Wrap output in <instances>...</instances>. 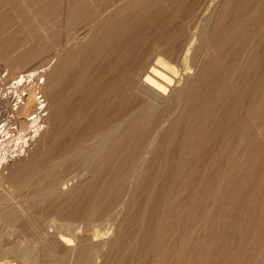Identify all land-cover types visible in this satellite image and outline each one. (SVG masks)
<instances>
[{"label":"bare ground","instance_id":"6f19581e","mask_svg":"<svg viewBox=\"0 0 264 264\" xmlns=\"http://www.w3.org/2000/svg\"><path fill=\"white\" fill-rule=\"evenodd\" d=\"M25 2L26 35L10 32L11 11L0 16V56L16 72L10 84L0 70V227L28 253L8 239L0 257L264 264V30L251 53L247 39L264 0H72L111 15L93 20L102 45L66 55L49 46L57 0ZM37 14L43 24L26 27ZM50 51V67L26 66ZM193 67L204 85L178 88Z\"/></svg>","mask_w":264,"mask_h":264},{"label":"rangeland","instance_id":"374dc122","mask_svg":"<svg viewBox=\"0 0 264 264\" xmlns=\"http://www.w3.org/2000/svg\"><path fill=\"white\" fill-rule=\"evenodd\" d=\"M2 1V3H0L1 5H0V16H3V15H5V13H7V12H9V11H11V18H12V24H11V28L12 29H10V32L11 33H13V32H15L16 30H17V28H19V30H20V32L22 31V36L23 35H26V31H27V29H24L23 27H21V26H24L23 24H24V15H23V10H24V8H25V6H27V3L25 2L24 4H23V2L25 1V0H10L9 2H8V0H6L5 2H4V0H0V2ZM48 3L50 2V3H53V2H55L56 0H46ZM67 1H69V3L67 2ZM3 2H4V5H3ZM63 2V3H62ZM68 3V4H67ZM71 3V4H70ZM98 3V2H97ZM96 3V4H97ZM23 5V6H22ZM76 5V6H75ZM19 6V7H18ZM62 8V9H59L60 7ZM68 6V7H67ZM21 7V8H20ZM67 7V8H66ZM19 8H20V10H19ZM66 8V9H65ZM32 10L31 11H34V10H36V7L34 6V8L32 7L31 8ZM57 9V10H56ZM59 9V10H58ZM67 10V11H64V10ZM69 9V10H68ZM75 9V10H74ZM83 8L81 7V5L80 4H75V3H73L72 2V0H57V5H56V7L55 8H53V10H52V12H53V18H54V20L52 21L53 22V24L51 23V26H54L55 28H56V26H58L59 28H61V30L57 27L54 31H53V34L51 35V39H50V45L49 46H51V47H54L55 49L54 50H58L59 48L61 49V47H62V52L63 51H65L63 54L64 55H66L67 54V52H68V50H69V48L71 47V45H74L76 48H79V49H81V46H83L85 43L86 44H89V43H92V45L93 44H101L102 45V43H103V35H101L100 34V29H99V27L98 26H96L95 24H93V20L95 19V18H98V17H107V16H109V15H111V12L109 11H105V12H96V11H93V12H87L85 9H83ZM74 10V11H73ZM144 11L145 10H147V8H144L143 9ZM19 11V12H18ZM56 11H58V12H56ZM64 11V13H62ZM55 12V13H54ZM66 12V13H65ZM73 12V13H72ZM14 13V14H13ZM16 13H17V15H16ZM61 13H62V17H61ZM68 13H71V14H68ZM79 13H81V14H79ZM66 16H65V15ZM125 12H121L120 14H118V15H115V19L117 18V20L119 19H121V18H124L125 17ZM19 15V16H18ZM38 15V17H36L37 19H35L34 20V18H35V16H34V18H33V20H31L32 22L30 23V24H28V25H26V27H28L29 29H31V26H33V27H35V28H37L38 26H40L41 24H43V23H41L42 22V20L44 19V17L43 16H41V14H37ZM55 15V16H54ZM60 15V17H58ZM68 15V16H67ZM123 15V16H122ZM127 15V14H126ZM74 16V17H73ZM23 17V18H22ZM60 18V19H58V18ZM68 17V18H67ZM77 17V18H76ZM22 18V19H21ZM67 18V19H66ZM71 18V19H70ZM21 20L20 22H23V23H19V24H14V22L13 21H15V20ZM65 19H66V21H65ZM70 19V20H69ZM17 20H16V22H17ZM55 20L57 21L56 23H55ZM64 21V22H63ZM70 21V22H69ZM6 22H7V19H4V20H1L0 21V27H3V26H5V25H8V24H6ZM66 22V23H65ZM73 22V23H72ZM4 23V24H3ZM65 23V24H64ZM58 24V25H57ZM257 25H260V26H257L256 28H257V30H256V32H255V30L253 31H251V32H248V35H247V39H249V42H248V44L250 45V46H248L249 47V50H248V53H251V52H249L251 49H252V47H253V44H254V42H256V40H258L259 39V37L261 36V30H264V16H263V18H262V21L260 22V21H258L257 23H256ZM15 25V26H14ZM56 25V26H55ZM67 26V27H66ZM69 26V27H68ZM82 26H84L83 28H81ZM65 27V28H64ZM64 28V29H63ZM69 28V29H68ZM24 29V30H23ZM69 31H68V30ZM78 29V30H77ZM60 30V31H59ZM66 30V31H65ZM72 30V31H71ZM80 30V31H79ZM58 31H59V33H58ZM63 31V32H62ZM79 31V32H78ZM260 31V32H259ZM61 32H62V34H61ZM69 32H71V33H69ZM255 32V33H254ZM24 33V34H23ZM76 33H78L77 35H76ZM96 34H98V36L96 35ZM223 34V33H222ZM251 34H253L252 36H250ZM257 34H260L258 37H256L257 36ZM56 35V36H55ZM79 35H80V37H79ZM232 34L231 33H229L228 32V34L227 33H225V34H223L222 36H224V37H227V38H229L230 36H231ZM76 36V37H75ZM93 36H95L96 38H94ZM100 36V37H99ZM254 36H255V38H254ZM85 37V38H84ZM59 38V39H58ZM66 38V39H65ZM80 38H81V40H80ZM66 41H65V40ZM70 39H71V41H70ZM74 39V40H73ZM76 39V40H75ZM78 39V40H77ZM84 39V40H83ZM93 39V40H92ZM252 39H253V41H252ZM65 42H64V41ZM90 40H92V41H90ZM55 41V42H54ZM70 41V42H69ZM253 43H252V42ZM72 42V43H71ZM252 44H251V43ZM67 43V44H66ZM71 43V44H70ZM62 44V45H61ZM65 44H66V47H65ZM69 44V45H68ZM85 44V45H86ZM69 47H68V46ZM81 45V46H80ZM78 46V47H77ZM65 48H67V50H65ZM55 51H53V52H51L50 51V53H48V54H46V55H40V56H37V57H35L34 59H32L31 60V62H30V64H27L26 66L27 67H34V68H38V67H41V66H44V65H47V64H49L50 63V65H49V67L53 64V62L56 60V57L58 56V54L57 53H54ZM100 54V53H99ZM55 55V56H54ZM2 56V55H1ZM0 56V70H3L4 72H6L7 74H8V79H9V81L11 82V78H13V77H15V75H16V72L13 70V68H10L9 67V65H8V62H7V64H6V61L8 60V57L7 56H2L1 57ZM42 57V58H41ZM101 57H97L96 59H100ZM7 59V60H6ZM54 59V60H53ZM102 59V58H101ZM38 63H37V62ZM97 61V60H96ZM242 61H244V59L242 60ZM239 62H240V60H239ZM246 62V61H245ZM244 62V63H245ZM35 63V64H34ZM243 63V64H244ZM29 65V66H28ZM241 66H243V65H241ZM9 67V68H8ZM239 67H240V65H239ZM195 70H196V73H194L195 72ZM12 72V73H11ZM191 72V71H190ZM198 73H200V71H197V69H195V67H193V70H192V72L191 73H188L189 75H185V76H187V77H185V76H182V83H180V85H179V87L178 88H187L188 87V89L189 88H195V89H197V88H200L201 86H203L204 85V82L203 81H205V78H203L202 80H200L199 82H195V81H193L194 80V78L197 76V74ZM193 75H194V77H193ZM231 75H234V76H232L231 77ZM231 75H230V77H231V79L230 80H232V81H230V82H232L231 83V85H232V90L234 89V87H235V89L234 90H236V85H237V83H239L240 82V79H239V76H238V74L237 73H235V74H233V72L231 73ZM184 77H185V79H184ZM234 78V79H233ZM209 79V78H208ZM207 79V80H208ZM44 80H45V77H43V78H41V80H40V85L42 86V85H44ZM186 82H185V81ZM192 80V81H191ZM192 83H190V82ZM238 81V82H237ZM185 82V83H184ZM203 82V83H202ZM237 82V83H236ZM13 82H11L10 84H12ZM236 84V85H235ZM201 85V86H200ZM181 86V87H180ZM190 86V87H189ZM233 90V91H234ZM218 92H219V90H217ZM40 96H42V100L44 101V103H43V105L42 106H44V108L41 110V116H43V118L44 119H47L49 116H47L49 113H50V109H49V107H45V105H47V101H46V98H45V96L43 95V94H40ZM224 112H223V110L222 109H217V112H216V114H217V116H220V115H222ZM46 115V116H45ZM264 128V127H263ZM264 129H261V131H263ZM20 144V143H19ZM243 146H246V145H243ZM245 151V150H244ZM243 151V152H244ZM241 154V153H240ZM239 154V155H240ZM244 154H242L241 156H240V158H241V161H243L244 159H245V156H243ZM242 157H243V159H242ZM224 180H222L221 182H219V184H217V185H215L216 187H225L226 186V184H227V181L223 184L222 182H223ZM73 183V182H72ZM245 189L246 188H244L243 189V191H245ZM12 190V189H11ZM12 192H13V190H12ZM251 192V191H250ZM250 192H249V194H250ZM184 193V194H183ZM253 192H251V194H252ZM250 194V196H251V198H252V195ZM254 194V193H253ZM185 195H187V192H185V191H181V198H183V197H185ZM241 196V195H240ZM14 207V206H13ZM225 207H227V210H226V212H230L229 211V207L228 206H226L225 205ZM226 217L227 216H224V215H222V216H219L218 217V221L221 223V225L222 226H224V224L226 223L225 222V219H226ZM248 220V221H247ZM252 221V222H251ZM253 223V219H246L245 220V227H243L244 226V224H242V226L237 222L236 224L239 226V228H240V230H245V231H247L246 229L248 228V225L250 224H252ZM0 226H2L1 224H0ZM2 229V227H0V243H3V244H5L6 242H8V239H9V241L11 242L10 243V247L9 248H12V243H13V245H15L16 244V242L14 241V240H17V244H16V246L17 247H13L12 249V251H15V252H13V253H17V251H18V255L19 256H22V259H23V257L25 256V255H27V254H25V253H28V252H24L25 250L23 249V251L21 250L22 248H20L18 245V239L15 237V235L14 234H12V233H10V235L8 234V233H5L3 230H1ZM247 233V232H246ZM6 235V236H5ZM13 235V236H12ZM9 236H12V237H9ZM6 238H7V240H6ZM12 238V239H11ZM4 239V240H3ZM28 239V238H27ZM6 240V241H5ZM12 240V241H11ZM30 240V239H29ZM3 241H5V242H3ZM212 241H214V240H211L210 241V243L212 242ZM18 247H19V250H18ZM9 248H7V250L9 249ZM17 249V250H16ZM22 253H21V252ZM235 251V250H234ZM24 252V253H23ZM251 252H254V251H251ZM231 253H233V251L231 252ZM24 255V256H23ZM2 256L3 257H5V259H3V260H1L2 259ZM1 257H0V263L1 264H16L15 263V259H10V254L9 253H7V254H4V255H2ZM9 257V258H8ZM12 257V256H11ZM22 259H20L19 260V262L21 261V262H23V260ZM13 261V262H12Z\"/></svg>","mask_w":264,"mask_h":264},{"label":"built area","instance_id":"2783aa9c","mask_svg":"<svg viewBox=\"0 0 264 264\" xmlns=\"http://www.w3.org/2000/svg\"><path fill=\"white\" fill-rule=\"evenodd\" d=\"M4 74H6V72H5ZM41 100H42V99H41Z\"/></svg>","mask_w":264,"mask_h":264}]
</instances>
